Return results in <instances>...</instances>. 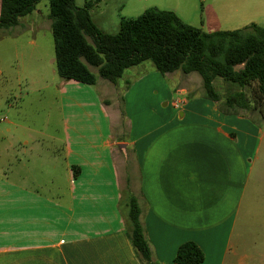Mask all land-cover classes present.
<instances>
[{"label": "crops", "instance_id": "obj_1", "mask_svg": "<svg viewBox=\"0 0 264 264\" xmlns=\"http://www.w3.org/2000/svg\"><path fill=\"white\" fill-rule=\"evenodd\" d=\"M207 7L219 26L227 18L243 29L264 27V0H207ZM177 72L147 70L123 87L61 79L63 133L54 140L63 147L33 154L23 147L29 140L15 138L0 151L12 158L0 163V264H142L120 210L122 179L139 199L158 264H175L189 241L204 252L202 264H264V212L245 201L262 159L263 120L221 111L205 90L189 96L193 86L204 88L202 78ZM167 79L177 83L175 98H149ZM35 155L44 179L28 167Z\"/></svg>", "mask_w": 264, "mask_h": 264}, {"label": "trees", "instance_id": "obj_2", "mask_svg": "<svg viewBox=\"0 0 264 264\" xmlns=\"http://www.w3.org/2000/svg\"><path fill=\"white\" fill-rule=\"evenodd\" d=\"M41 1L1 0L0 30L18 26ZM48 1L56 69L62 80L95 86L102 78L116 84L126 70L151 62L162 75L177 71L198 74L206 98L218 103L221 111L228 109L233 114L241 110L264 121V27L206 33L185 24L172 11L149 8L137 18L123 19L119 32L108 34L92 19L94 3L78 8L76 0ZM217 79L239 90L222 101L214 86ZM73 170L77 176L79 168ZM121 196L120 210L138 259L142 264H158L153 260L142 207L130 190L129 179ZM204 261V252L192 241L183 243L174 258L175 264Z\"/></svg>", "mask_w": 264, "mask_h": 264}, {"label": "rangeland", "instance_id": "obj_3", "mask_svg": "<svg viewBox=\"0 0 264 264\" xmlns=\"http://www.w3.org/2000/svg\"><path fill=\"white\" fill-rule=\"evenodd\" d=\"M88 2L94 3L91 16L96 27L108 34L118 33L123 19L137 18L149 8L172 11L185 24L200 28L206 33H214L219 27L221 30L235 31L245 26L243 23L238 25L242 21L234 19L229 21L227 18L226 21L222 18L226 23L224 26L217 25L213 17L210 19L208 15L207 0H101L100 2L76 0V6L84 8ZM50 13L49 1L42 0L32 14L21 19V24L14 28L0 30V151H4L9 141L15 138H19L24 143L29 140L28 146H23L22 142H15V144H17L16 147L19 144L23 147H32L33 154L35 151H41L42 147L50 148V150L63 147L59 140H54L62 138L64 114L61 105L62 97L58 90L62 80L56 69ZM228 15L229 13H226L227 17ZM252 16L253 13L248 11L245 15L246 20H251ZM262 21L264 23L263 19ZM147 70L156 71L151 62H144L126 70L118 81V85L123 87L127 80H130L132 84V79L137 74ZM92 71L97 74L95 69ZM181 73L178 71L177 75ZM194 75L201 79L198 74ZM168 79L165 82L166 90L164 91L162 85L157 82L150 89L149 98L156 101L165 99L166 102L171 96L175 98L173 90L177 83ZM149 83L155 84V82ZM214 86L222 99H225L229 93L239 90L222 79H217ZM200 91L204 92V88L198 90L193 86L188 95L195 96ZM262 135L264 140V121ZM13 153L14 151L11 152ZM35 156L33 164H28V167H32L34 175L44 179L45 175L40 169L42 161L39 155ZM261 158L251 173L245 201L251 202L250 206L264 212V141ZM11 159L10 156L2 155L0 163L5 161L8 164ZM44 169L51 170L49 167ZM133 169L136 173L135 166ZM54 175L57 179L61 177L57 183L61 191L66 192V187L62 186L65 185L62 184L64 181L62 169L54 171ZM121 188L126 189L124 179L121 181ZM56 190L58 191V188ZM262 229H264V223Z\"/></svg>", "mask_w": 264, "mask_h": 264}, {"label": "built area", "instance_id": "obj_4", "mask_svg": "<svg viewBox=\"0 0 264 264\" xmlns=\"http://www.w3.org/2000/svg\"><path fill=\"white\" fill-rule=\"evenodd\" d=\"M181 104H182L181 102H176L174 106H175L176 108H178V107H180Z\"/></svg>", "mask_w": 264, "mask_h": 264}]
</instances>
